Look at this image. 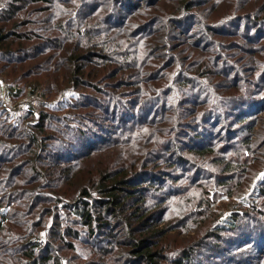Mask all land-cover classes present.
<instances>
[{
  "label": "trees",
  "instance_id": "trees-1",
  "mask_svg": "<svg viewBox=\"0 0 264 264\" xmlns=\"http://www.w3.org/2000/svg\"><path fill=\"white\" fill-rule=\"evenodd\" d=\"M23 80L0 264H264V179L212 211L264 170V0H0V82Z\"/></svg>",
  "mask_w": 264,
  "mask_h": 264
},
{
  "label": "rangeland",
  "instance_id": "rangeland-1",
  "mask_svg": "<svg viewBox=\"0 0 264 264\" xmlns=\"http://www.w3.org/2000/svg\"><path fill=\"white\" fill-rule=\"evenodd\" d=\"M6 87H7V81H1L0 99L2 100L3 104L7 107V109L11 110L16 114H20L22 110L27 108V105L30 103L31 100V97L28 96V90L30 89L29 86L27 85V83H24L23 80L22 83L19 84V87H23L24 92H22L21 95L17 98L12 97V95L8 94ZM35 98L40 99V97H35ZM263 172L264 170H260L257 173V175L254 177L253 181L249 184L247 189L244 190L242 193L231 197L228 196L220 197V199L212 207L213 214L217 221L228 217V215L232 212V210L236 209V206L254 200L257 194L256 193L257 189L261 181L264 179Z\"/></svg>",
  "mask_w": 264,
  "mask_h": 264
}]
</instances>
